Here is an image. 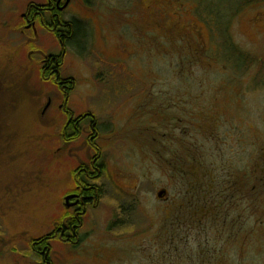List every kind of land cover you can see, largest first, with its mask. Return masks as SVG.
<instances>
[{
    "label": "rangeland",
    "instance_id": "1",
    "mask_svg": "<svg viewBox=\"0 0 264 264\" xmlns=\"http://www.w3.org/2000/svg\"><path fill=\"white\" fill-rule=\"evenodd\" d=\"M29 2L44 0H0V264H36L29 243L54 229L70 168L92 152L81 139L61 147L63 96L41 75L59 46L23 18ZM70 9L81 19L60 66L73 80L67 107L127 133L99 142L111 173L84 221L141 237L135 248L109 239L94 264H264V0ZM228 44L247 55L242 64ZM61 246L52 240V264H62ZM70 259L87 264L81 251Z\"/></svg>",
    "mask_w": 264,
    "mask_h": 264
},
{
    "label": "flooded vegetation",
    "instance_id": "2",
    "mask_svg": "<svg viewBox=\"0 0 264 264\" xmlns=\"http://www.w3.org/2000/svg\"><path fill=\"white\" fill-rule=\"evenodd\" d=\"M72 1L44 0V2L37 3L29 2L25 11L22 12L23 18L26 21H30V24L39 23L50 31L59 46L57 53H49L41 59V75L44 78L52 77L53 82L63 96L57 105L66 116L65 121L61 122L59 128L61 147L65 150L69 144L81 139L83 143L88 145V148L92 149L90 154L86 152L83 156L87 158L86 160L77 159L75 166L70 168V187L63 193L64 209L60 219L54 224V229L46 232L40 239L32 240L29 243L30 251L37 254L36 256L40 258L36 264H52L48 254L51 251V244L54 239L59 244H62L60 255L57 252V258H61V261H59L62 264H80L70 262V258L76 257L78 251L84 253L87 264H94L97 262L96 253L98 250L110 245L109 239L122 237L129 239L132 243L131 248H135L136 239L141 238L137 236L139 232L134 234L116 232L115 237H111L109 231L94 232L89 225L92 221L89 224L84 221L86 217L89 218L88 212L96 208L102 200V191L104 190L98 179L107 172L111 173V169L107 166L110 164V158H108V153L104 151L99 142L103 141L105 146L112 145L116 138H118V142L120 139L126 138L127 133L125 128H123L122 133L114 136L112 133L117 132L115 128H121L120 125L115 122L100 124L96 122L94 115L90 111H83L74 115L71 111L72 108L67 107V99L69 92L73 88V80L71 76H61L60 66L63 62L66 48L70 46L69 42H72L71 40H73V43L79 41L76 38V29H78L81 19L78 13L70 9ZM80 1L83 2L84 0ZM67 11L70 12L69 18L64 17V13ZM130 126L137 127L135 123H131ZM75 158L82 157L76 155ZM163 191L164 189L158 192V195ZM122 221L123 225L127 223L125 219ZM104 256L105 258L109 257L107 255ZM62 260H64V263Z\"/></svg>",
    "mask_w": 264,
    "mask_h": 264
},
{
    "label": "trees",
    "instance_id": "3",
    "mask_svg": "<svg viewBox=\"0 0 264 264\" xmlns=\"http://www.w3.org/2000/svg\"><path fill=\"white\" fill-rule=\"evenodd\" d=\"M228 46H229V49L227 48L226 50L228 52L229 57L231 56L232 62H235V64L236 63L242 64V62L245 61L247 55L243 53L242 51H239L238 48L233 47V45L231 46L228 44Z\"/></svg>",
    "mask_w": 264,
    "mask_h": 264
}]
</instances>
